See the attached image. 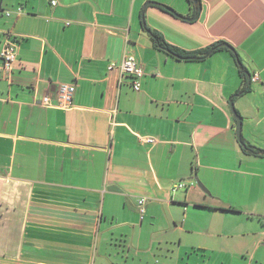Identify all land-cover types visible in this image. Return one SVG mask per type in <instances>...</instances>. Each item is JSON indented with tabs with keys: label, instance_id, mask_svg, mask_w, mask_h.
I'll return each mask as SVG.
<instances>
[{
	"label": "crops",
	"instance_id": "0c3cea01",
	"mask_svg": "<svg viewBox=\"0 0 264 264\" xmlns=\"http://www.w3.org/2000/svg\"><path fill=\"white\" fill-rule=\"evenodd\" d=\"M56 1L0 0V264H264V0Z\"/></svg>",
	"mask_w": 264,
	"mask_h": 264
},
{
	"label": "built area",
	"instance_id": "2783aa9c",
	"mask_svg": "<svg viewBox=\"0 0 264 264\" xmlns=\"http://www.w3.org/2000/svg\"><path fill=\"white\" fill-rule=\"evenodd\" d=\"M52 3L54 5L57 4L56 0H52ZM22 8H18V12H21ZM8 14L11 12L8 11ZM17 54V45L13 41H8L3 50H2V58H3V64L0 65V70L2 71H10L14 60L16 59ZM114 63H111L110 67L114 66ZM121 73L123 75H130L133 77V86L135 90L141 89V79L143 75L145 74V68L144 65L136 60V58L133 55L126 56L121 63L119 64ZM260 79L259 73L256 72L252 77L251 80L257 81ZM62 93L61 95H57L56 101H53L50 96L45 95L44 97V103L46 104H57L58 106L65 107L71 102L72 94H73V86H70L69 84H64L61 86ZM138 135V134H137ZM140 140L144 142H148L151 144H155L158 140L155 137L152 136H141L138 135ZM184 183H180L178 185H175L173 190L175 191L177 187H184ZM146 204H147V198L141 197L138 200V207L141 214V217L143 218L146 213Z\"/></svg>",
	"mask_w": 264,
	"mask_h": 264
},
{
	"label": "trees",
	"instance_id": "16d2710c",
	"mask_svg": "<svg viewBox=\"0 0 264 264\" xmlns=\"http://www.w3.org/2000/svg\"><path fill=\"white\" fill-rule=\"evenodd\" d=\"M18 11V9H17ZM156 41L157 46L161 47L162 49L168 50L172 55L178 57V58H185V59H202L205 56L209 55L213 51H216L219 49V45L214 44L212 46H208L206 48L196 50V51H185L177 48L176 46L169 44L163 37L162 34H160L157 31L152 30L151 28L147 27L146 28ZM13 42L16 43L18 46L17 42L12 40ZM5 46V45H4ZM3 59V58H2ZM241 76L244 78V87L241 92L247 91L250 87L249 84H247L248 80V70L244 66L241 67ZM244 139L242 138V144L245 146L246 151L254 154V155H262L264 154V150L250 144V143H244Z\"/></svg>",
	"mask_w": 264,
	"mask_h": 264
},
{
	"label": "water",
	"instance_id": "95a60500",
	"mask_svg": "<svg viewBox=\"0 0 264 264\" xmlns=\"http://www.w3.org/2000/svg\"><path fill=\"white\" fill-rule=\"evenodd\" d=\"M192 1L194 2L195 6L197 8V12H196V14L193 17L187 18L189 20H194L195 18H197L198 15H199V12L201 10V6L199 5L198 0H192ZM164 7L175 13V11L171 7L166 6V5ZM221 45L230 48L231 50L234 51V53L237 54L236 48L234 46H232L230 43L224 42ZM238 63H239V65L241 67L243 66V63L240 60L238 61ZM247 73H248V83L250 84L251 83V77H252V75H251L250 72H247ZM231 109H232V112L235 115V118L237 120L236 133H237L238 138L240 139V142L242 143V124H243V121L242 120L243 119H242V116L239 114V112L234 107V104H233L232 101H231Z\"/></svg>",
	"mask_w": 264,
	"mask_h": 264
}]
</instances>
